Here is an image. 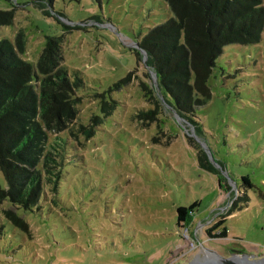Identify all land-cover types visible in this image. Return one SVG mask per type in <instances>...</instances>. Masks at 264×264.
Masks as SVG:
<instances>
[{
	"label": "rangeland",
	"instance_id": "rangeland-1",
	"mask_svg": "<svg viewBox=\"0 0 264 264\" xmlns=\"http://www.w3.org/2000/svg\"><path fill=\"white\" fill-rule=\"evenodd\" d=\"M38 1L0 0L1 10L13 11V22L0 24V40L15 41L21 32L22 56L36 61L46 37H60L71 76L78 71L84 80L77 92L83 120L104 115L99 93L117 107L91 139L71 141L55 202L50 197L40 210L19 211L27 230L6 217L4 209L13 207L8 201L0 204V264H207V256L217 258L206 262L223 264L232 253L249 255L247 264H264V31L259 43L225 46L210 80L212 97L197 111L208 146L235 174V182L227 177L232 188L226 191L216 174L199 167L186 135L193 136L191 124L166 104L163 132L158 121L143 126L136 116L138 109L154 107L141 81L152 88L155 82L136 42L173 15L168 3L55 0L45 12ZM157 133L169 143L154 142ZM243 175L252 187L242 186ZM0 184L8 186L1 169ZM195 201V221L185 233L177 207ZM235 204L228 235L210 238L206 227Z\"/></svg>",
	"mask_w": 264,
	"mask_h": 264
},
{
	"label": "trees",
	"instance_id": "trees-1",
	"mask_svg": "<svg viewBox=\"0 0 264 264\" xmlns=\"http://www.w3.org/2000/svg\"><path fill=\"white\" fill-rule=\"evenodd\" d=\"M55 0H39L46 12ZM173 15L166 21L150 27L136 45L137 54L144 60V69L156 73L155 90L141 81L142 93L147 100L154 98V107L138 109L137 118L149 126L158 121L163 132L165 104L170 111L191 124L195 132L206 140L198 108L205 106L212 97L210 80L218 58L229 44H256L264 31V0H165ZM13 22V11L0 9V24ZM26 39L21 32L15 41L0 40V169L8 186L0 184V204L8 201L13 207L4 209L6 217L23 229L28 222L19 215L20 210H40L42 201L54 197L60 187L63 168L69 162L68 149L72 140L82 144L91 139L104 117L117 107V101L108 100L99 93V105L104 113H92L88 122L81 116L83 97L77 92L84 84L78 71L74 78L64 63L62 39L47 36L44 48L36 61L22 56ZM147 67V68H145ZM133 72L119 81L129 80ZM172 133V132H171ZM188 142L196 148L199 167L218 178L220 189L232 188L228 171L234 181L235 174L229 164L216 159L217 167L207 151L187 134ZM174 137V134H170ZM154 142H162L159 134ZM212 151V150H211ZM213 153V152H212ZM242 186H253L249 175L242 176ZM236 189L245 193L243 203L250 198L236 180ZM242 196V195H241ZM198 201L190 206L177 207V224L184 229L195 221ZM238 204L229 209L228 215L205 232L210 238L226 237V221L233 216Z\"/></svg>",
	"mask_w": 264,
	"mask_h": 264
},
{
	"label": "water",
	"instance_id": "water-1",
	"mask_svg": "<svg viewBox=\"0 0 264 264\" xmlns=\"http://www.w3.org/2000/svg\"><path fill=\"white\" fill-rule=\"evenodd\" d=\"M136 46H137V48L140 49V47L138 45H136ZM146 60H147V58H146ZM154 74H155V82L157 83L156 73H154ZM180 118L182 119V117H180ZM192 135H193V137H195V139L198 140V142L202 145V147L207 151V153H208L210 159L212 160V162L218 167L219 164L217 163V161H216V159H215L210 147L208 146L207 142L195 132V128L192 129ZM222 170H223L224 174L227 177L230 178V175H229L228 171L225 170V169H222ZM233 182H235V181H233ZM248 256L249 255L244 254V253H232L229 256H226L224 258L225 260H223V263H227V264H244L245 262L248 261V258H247ZM250 261H253V260H249V262Z\"/></svg>",
	"mask_w": 264,
	"mask_h": 264
},
{
	"label": "crops",
	"instance_id": "crops-1",
	"mask_svg": "<svg viewBox=\"0 0 264 264\" xmlns=\"http://www.w3.org/2000/svg\"><path fill=\"white\" fill-rule=\"evenodd\" d=\"M193 250H194V249H193ZM193 250H192V251H193ZM214 253L217 254L216 252H214ZM200 255H201V252H199V253L197 254V256H199V257H200ZM208 255H209V254H208ZM192 257H194V256H192ZM201 257H202V256H201ZM207 257L210 258V259H213V260H214V257H215V256H214V257H213V256H212V257L207 256ZM207 257H205V259H204L205 263H207V264H208V263L211 264V263L214 262V261H213V262H210V261H209V262H206ZM216 258H217V257H215V260H216Z\"/></svg>",
	"mask_w": 264,
	"mask_h": 264
},
{
	"label": "built area",
	"instance_id": "built-area-1",
	"mask_svg": "<svg viewBox=\"0 0 264 264\" xmlns=\"http://www.w3.org/2000/svg\"><path fill=\"white\" fill-rule=\"evenodd\" d=\"M183 231H185V233H187V232L189 231V228L186 227V228L183 229ZM182 235H183V234H182ZM183 236H184V235H183ZM194 246H195V244H194ZM194 246H193V247H194Z\"/></svg>",
	"mask_w": 264,
	"mask_h": 264
},
{
	"label": "bare ground",
	"instance_id": "bare-ground-1",
	"mask_svg": "<svg viewBox=\"0 0 264 264\" xmlns=\"http://www.w3.org/2000/svg\"><path fill=\"white\" fill-rule=\"evenodd\" d=\"M223 263V262H222ZM223 264H227V263H223ZM244 264H247V263H244ZM254 264V263H253Z\"/></svg>",
	"mask_w": 264,
	"mask_h": 264
},
{
	"label": "flooded vegetation",
	"instance_id": "flooded-vegetation-1",
	"mask_svg": "<svg viewBox=\"0 0 264 264\" xmlns=\"http://www.w3.org/2000/svg\"><path fill=\"white\" fill-rule=\"evenodd\" d=\"M248 261H249V259H248Z\"/></svg>",
	"mask_w": 264,
	"mask_h": 264
}]
</instances>
